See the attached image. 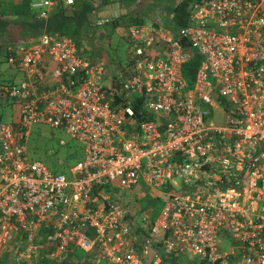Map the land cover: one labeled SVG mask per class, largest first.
Wrapping results in <instances>:
<instances>
[{
    "label": "built area",
    "instance_id": "built-area-1",
    "mask_svg": "<svg viewBox=\"0 0 264 264\" xmlns=\"http://www.w3.org/2000/svg\"><path fill=\"white\" fill-rule=\"evenodd\" d=\"M75 2L30 9L47 18ZM102 8L97 27L111 19ZM190 14L177 34L123 29L126 75L62 36L13 49L6 63L22 80L0 87L14 111L0 119V264L74 249L91 264H264V0H200ZM114 74L152 120L119 99ZM37 123L83 145L69 177L27 156ZM144 188L165 192L157 213L136 207Z\"/></svg>",
    "mask_w": 264,
    "mask_h": 264
},
{
    "label": "trees",
    "instance_id": "trees-1",
    "mask_svg": "<svg viewBox=\"0 0 264 264\" xmlns=\"http://www.w3.org/2000/svg\"><path fill=\"white\" fill-rule=\"evenodd\" d=\"M200 0H76L75 4L69 9L73 10L72 15H68L65 8L57 7L53 9L47 18H39L30 9V0H0V63H6L7 57L13 52V49L19 45H36L41 38L48 35H57L73 41L80 52L87 54L99 53L96 58L102 59L106 68L113 71L116 68L113 65V59H109L102 51V42L95 34V29L105 28L103 31L107 35V42L110 45L108 36L116 31H123L130 25H145V19L151 15L148 10H154L152 21L154 25L162 23L163 26L173 33L177 34L180 30L187 26L191 19V10L193 5ZM120 4L123 15L111 17L108 23L97 27L93 22V10L104 6ZM154 7L148 9V7ZM148 9V10H147ZM147 10V12H146ZM150 19V18H149ZM163 19V20H162ZM123 36L126 38L125 32ZM127 39V38H126ZM101 43V44H100ZM100 47V51L93 49ZM129 42L127 40V49ZM102 53V54H101ZM127 54V50H126ZM127 59V58H126ZM201 59L199 56H194L183 66V74L189 84H192L194 75L200 65ZM7 64V63H6ZM128 65L126 62L125 67ZM121 74L126 75L125 67L117 66ZM14 69V68H13ZM16 70V69H15ZM110 87L116 93H119V99L123 100L124 104H130L135 112V117L140 121L152 120L151 115L139 116L143 112V108L139 106V101L131 100L127 97L125 88L117 75H109ZM10 81H0V87L5 86ZM126 99H124V97ZM11 105L6 98L0 99V106L6 107ZM11 114L14 116V111L11 107ZM0 119L2 117L0 116ZM79 145L81 143L77 142ZM83 147V145L81 144ZM84 148V147H83ZM84 151V150H83ZM84 155V153H83ZM83 158H79L78 154L67 152L60 161L61 165L48 166L54 173H62L70 176V168ZM170 261L178 264L177 257H171ZM37 264H91L90 261L79 250H70L65 254L60 261L47 257L37 260Z\"/></svg>",
    "mask_w": 264,
    "mask_h": 264
},
{
    "label": "rangeland",
    "instance_id": "rangeland-1",
    "mask_svg": "<svg viewBox=\"0 0 264 264\" xmlns=\"http://www.w3.org/2000/svg\"><path fill=\"white\" fill-rule=\"evenodd\" d=\"M150 18V17H149ZM146 18L144 23L150 25L151 18ZM163 20V19H162ZM196 22L195 24H197ZM105 28L95 29V34L102 42V51L109 59H113V65L118 68L125 67L126 65V50H127V39L123 36L125 31H116L108 36L110 45L107 42V35L103 32ZM101 44V43H100ZM27 45V44H25ZM93 49L100 51V47H94ZM91 57H97L96 53H90ZM102 54V53H101ZM17 70L11 68L6 63H0V81L3 82L11 81L12 76ZM21 76V72L17 71ZM17 83V81H15ZM0 116L5 122H13L14 116L11 114V105L6 107L0 106ZM25 146L27 149V156L31 159L42 161L47 167L51 165L59 164L63 160V157L67 152H73L78 154L79 158H83L84 148L73 140L65 131L51 127L46 123H37L29 127L28 135L26 137ZM60 160V161H59ZM49 168V167H48ZM158 190L144 188L140 194L134 197L137 202V208L140 211L147 212L148 210H154L158 212L163 202L166 199L165 192L162 188ZM183 258V257H182Z\"/></svg>",
    "mask_w": 264,
    "mask_h": 264
},
{
    "label": "crops",
    "instance_id": "crops-1",
    "mask_svg": "<svg viewBox=\"0 0 264 264\" xmlns=\"http://www.w3.org/2000/svg\"><path fill=\"white\" fill-rule=\"evenodd\" d=\"M15 1H19V0H15ZM152 8H154V7H152ZM152 8L150 6L148 7V9H152ZM147 10H146V12H147ZM100 13L101 14H106V15H108L110 17H118L120 15H123L124 11L122 10V7L120 6V4L114 3L112 5L104 6ZM148 13L151 15L150 18H151V22H152L154 20V18H153L154 10H152V11L148 10ZM151 24H153V22ZM18 74L19 73L16 71L14 73V75L12 76V80H15L17 82L21 81L22 80V74L20 73L21 76H18Z\"/></svg>",
    "mask_w": 264,
    "mask_h": 264
},
{
    "label": "water",
    "instance_id": "water-1",
    "mask_svg": "<svg viewBox=\"0 0 264 264\" xmlns=\"http://www.w3.org/2000/svg\"><path fill=\"white\" fill-rule=\"evenodd\" d=\"M67 14H68V15H72V14H73V10H68V11H67Z\"/></svg>",
    "mask_w": 264,
    "mask_h": 264
},
{
    "label": "clouds",
    "instance_id": "clouds-1",
    "mask_svg": "<svg viewBox=\"0 0 264 264\" xmlns=\"http://www.w3.org/2000/svg\"><path fill=\"white\" fill-rule=\"evenodd\" d=\"M159 24V23H158ZM162 24V23H161ZM151 25V24H150ZM163 25V24H162ZM7 62V61H6ZM8 65V64H7Z\"/></svg>",
    "mask_w": 264,
    "mask_h": 264
}]
</instances>
